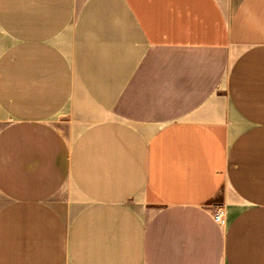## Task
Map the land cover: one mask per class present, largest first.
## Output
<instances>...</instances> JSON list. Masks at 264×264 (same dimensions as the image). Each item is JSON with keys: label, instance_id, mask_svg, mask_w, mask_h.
<instances>
[{"label": "crops", "instance_id": "1", "mask_svg": "<svg viewBox=\"0 0 264 264\" xmlns=\"http://www.w3.org/2000/svg\"><path fill=\"white\" fill-rule=\"evenodd\" d=\"M0 264H264V0H0Z\"/></svg>", "mask_w": 264, "mask_h": 264}, {"label": "built area", "instance_id": "2", "mask_svg": "<svg viewBox=\"0 0 264 264\" xmlns=\"http://www.w3.org/2000/svg\"><path fill=\"white\" fill-rule=\"evenodd\" d=\"M213 218L215 221L217 222H221L222 221V208L221 206H216L214 213H213Z\"/></svg>", "mask_w": 264, "mask_h": 264}]
</instances>
